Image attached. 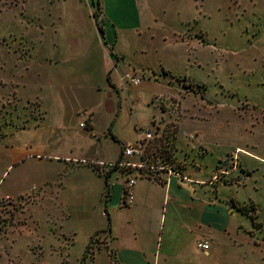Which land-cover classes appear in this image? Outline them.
Segmentation results:
<instances>
[{
  "label": "crops",
  "instance_id": "obj_1",
  "mask_svg": "<svg viewBox=\"0 0 264 264\" xmlns=\"http://www.w3.org/2000/svg\"><path fill=\"white\" fill-rule=\"evenodd\" d=\"M168 5L2 2L0 106L8 111L2 155L5 174L15 175L3 194L33 196L19 186L31 177L40 186L42 228L33 243L55 249L39 264H242L235 250L230 255V223L217 190L197 178L203 167L195 156L208 153L206 140H192L195 146L180 147L174 158L195 119L167 66L172 32L156 31ZM155 119L172 147L169 165L188 180L166 172L161 181L139 177L133 202L125 204L128 174L115 165ZM151 148L161 153L163 143ZM201 240L210 241L209 250L198 248Z\"/></svg>",
  "mask_w": 264,
  "mask_h": 264
},
{
  "label": "rangeland",
  "instance_id": "obj_2",
  "mask_svg": "<svg viewBox=\"0 0 264 264\" xmlns=\"http://www.w3.org/2000/svg\"><path fill=\"white\" fill-rule=\"evenodd\" d=\"M157 1L169 4L170 13L156 21L158 34L172 32L168 69L181 84L182 102L194 109L188 134L206 140L208 153L195 156L203 167L197 178L217 190L227 211L230 255L235 250L242 264H264V0ZM7 115L0 106V264H39L55 249L33 243L35 229L42 228L36 217L40 186L31 177L19 186L36 187L33 196L3 194L15 176L5 174L3 163ZM189 136L177 144V162L180 147L195 146Z\"/></svg>",
  "mask_w": 264,
  "mask_h": 264
},
{
  "label": "built area",
  "instance_id": "obj_3",
  "mask_svg": "<svg viewBox=\"0 0 264 264\" xmlns=\"http://www.w3.org/2000/svg\"><path fill=\"white\" fill-rule=\"evenodd\" d=\"M128 79L138 85L141 83L142 78L136 75H128ZM161 122L158 119L153 121L151 129L142 132L140 140L135 144H127L123 150V160L116 164L118 168H122L128 174L124 200L125 204H131L133 202V187L136 184L137 178L147 176L156 180H160L161 173H167L169 176H176L182 180H188L182 172L172 168L169 165V157L171 146L168 142L166 131L160 129ZM81 127H85V123L81 124ZM191 140H198V135L189 136ZM163 143L162 152H152L151 146L153 143ZM36 187L33 188V191ZM198 248L202 250H209L211 243L209 240H201L197 244Z\"/></svg>",
  "mask_w": 264,
  "mask_h": 264
},
{
  "label": "trees",
  "instance_id": "obj_4",
  "mask_svg": "<svg viewBox=\"0 0 264 264\" xmlns=\"http://www.w3.org/2000/svg\"><path fill=\"white\" fill-rule=\"evenodd\" d=\"M101 31H102V29H101ZM159 181H160V180H159ZM87 253H88V255H89V254L92 255V252H90V250H88Z\"/></svg>",
  "mask_w": 264,
  "mask_h": 264
}]
</instances>
